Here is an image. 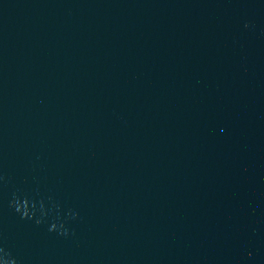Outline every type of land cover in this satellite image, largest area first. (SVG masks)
Here are the masks:
<instances>
[{
    "label": "water",
    "instance_id": "1",
    "mask_svg": "<svg viewBox=\"0 0 264 264\" xmlns=\"http://www.w3.org/2000/svg\"><path fill=\"white\" fill-rule=\"evenodd\" d=\"M0 264H264V0H0Z\"/></svg>",
    "mask_w": 264,
    "mask_h": 264
},
{
    "label": "clouds",
    "instance_id": "2",
    "mask_svg": "<svg viewBox=\"0 0 264 264\" xmlns=\"http://www.w3.org/2000/svg\"><path fill=\"white\" fill-rule=\"evenodd\" d=\"M247 27V25H246ZM14 206L16 208L17 212H21L22 213V217H28L29 216V210H28V206H27V202H25L23 205L20 204L19 202L14 201Z\"/></svg>",
    "mask_w": 264,
    "mask_h": 264
}]
</instances>
